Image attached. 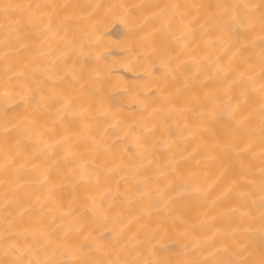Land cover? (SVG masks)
<instances>
[{"label": "bare ground", "instance_id": "1", "mask_svg": "<svg viewBox=\"0 0 264 264\" xmlns=\"http://www.w3.org/2000/svg\"><path fill=\"white\" fill-rule=\"evenodd\" d=\"M0 264H264V0H0Z\"/></svg>", "mask_w": 264, "mask_h": 264}]
</instances>
